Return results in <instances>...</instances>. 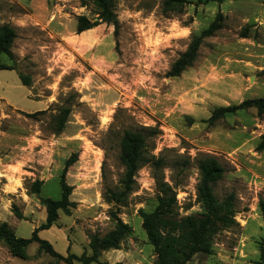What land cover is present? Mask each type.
I'll return each instance as SVG.
<instances>
[{
    "label": "rangeland",
    "instance_id": "obj_1",
    "mask_svg": "<svg viewBox=\"0 0 264 264\" xmlns=\"http://www.w3.org/2000/svg\"><path fill=\"white\" fill-rule=\"evenodd\" d=\"M35 1L0 0V28L16 33L1 57L13 70L0 71V223L30 238L47 222L44 201L62 200L63 170L78 154L65 177L76 205L58 210L40 235L65 258L89 257L91 237L112 231L111 212H117L133 233L119 252H102L92 264H155L141 215L158 207L153 163L141 167L122 202L110 200L109 190L124 192V132L157 128L147 157L163 160L159 174L176 193L168 229L179 236L190 219L197 225L206 220L208 210L198 200L201 156L216 157L225 168L214 195L230 200L235 211L234 223L210 221L212 253L187 264H264V151H257L264 115L248 109L214 126L207 122L217 108L264 97V0H190L181 12H164V0H115L117 37L105 23L77 33L79 16L99 20L92 0L85 7L84 0ZM219 14L222 27L204 40L194 65L169 77L193 37ZM66 108L71 114L57 135ZM41 111L36 119L25 115ZM25 254L13 256L0 241V264H67L38 243Z\"/></svg>",
    "mask_w": 264,
    "mask_h": 264
},
{
    "label": "trees",
    "instance_id": "obj_2",
    "mask_svg": "<svg viewBox=\"0 0 264 264\" xmlns=\"http://www.w3.org/2000/svg\"><path fill=\"white\" fill-rule=\"evenodd\" d=\"M216 2L237 1V0H208ZM83 6H87L88 1L84 0ZM96 10L98 21L93 23L87 16H79L77 18V33L82 34L92 30L101 23L112 25L115 27V36L117 37L120 29V22L116 14L115 0H92ZM190 0H164V12L178 11L181 12L186 5H190ZM222 27V14L199 35H195L188 47L179 58L174 62L169 72V77H180L183 72L192 67L198 59L199 50L206 38L213 37ZM246 38L245 34L242 36ZM16 38L15 31L5 25L0 28V71L13 70L12 68L2 63L1 57L3 54H8L13 41ZM21 80L24 86H30L31 81L28 77L22 76ZM256 109L259 116L264 115V97L253 100H246L239 105L229 107H220L214 110L212 116L207 121L211 126H214L218 121L228 115L235 114L239 111ZM46 111L36 112L33 114H25L29 118H38L39 115ZM71 114V109H64L57 118L55 134H61L68 122V117ZM157 128H142L140 131H125L121 142L120 161L125 168L123 180L124 192L116 194L109 190L110 200L122 202L123 199L131 194L136 183L135 177L141 167L146 163H153L155 167L154 178L158 189V207L153 213H145L141 211L143 217V227L147 233L150 243L154 246L157 260L155 264H187L192 256L204 253H212V229L211 224L221 223L229 225L234 223L233 217L235 214L233 205L230 200L220 202L214 195V184L222 179L225 173V168L216 157L201 156L198 159V169L201 175V181L198 187V200L203 203L208 210L206 220L200 221L197 225L196 221L190 219L188 231L182 230L179 236H176L169 230V222L167 217L172 214V208L176 204V193L172 186L165 182L164 178L159 174L162 159H156L155 156L148 158L150 142L159 135ZM258 152L264 151V136L257 148ZM78 161V154H73L63 170L62 174V190L63 198L60 201L47 199L44 204L47 205L48 218L47 222L36 228L32 236L28 239L18 238L15 233L9 228L7 223H0V241L4 242L10 249L13 256L24 259L26 249L33 243L40 244V247L46 252L66 262L73 264L74 261L82 262L83 264L96 263L102 252L110 250H121L122 242L132 235L133 229L129 224H126L118 215L117 212H111V218L115 223L112 231L105 236L94 235L91 237L90 248L92 255L89 257H78L71 255L67 258L54 250L52 245L40 238L39 233L50 229L58 219V210H67L68 207H73L76 204L70 202L69 197L72 194L73 187L66 182L68 169ZM36 182L35 185H37ZM40 184V182H39ZM35 193V192H33ZM108 197V196H107ZM108 199V198H107Z\"/></svg>",
    "mask_w": 264,
    "mask_h": 264
},
{
    "label": "crops",
    "instance_id": "obj_3",
    "mask_svg": "<svg viewBox=\"0 0 264 264\" xmlns=\"http://www.w3.org/2000/svg\"><path fill=\"white\" fill-rule=\"evenodd\" d=\"M39 2H40V1H39ZM37 3H38V0H36L34 4L36 5ZM89 31H90V30H89ZM86 32H88V31H86ZM19 164H22V163H19ZM10 166H11V168H13V169H15V168L17 167V165H14V164H13V165H10ZM10 166H9V167H10ZM9 171H10L11 173H14V172H13L14 170H9ZM22 172H23V173L25 172L23 168H22ZM41 232H42V231H41ZM41 232H40V233H41ZM40 233H39V236H40L41 239H43V240H45V241H48L49 243H52V241L47 240V239H44V238L40 235ZM65 248H66V247H65ZM55 249H56V248H55ZM55 251H57L59 254H63V253H62L63 251L60 252V251H58V249H56ZM113 251H114V252H119V250H113Z\"/></svg>",
    "mask_w": 264,
    "mask_h": 264
}]
</instances>
